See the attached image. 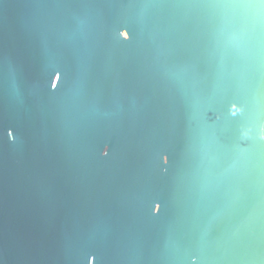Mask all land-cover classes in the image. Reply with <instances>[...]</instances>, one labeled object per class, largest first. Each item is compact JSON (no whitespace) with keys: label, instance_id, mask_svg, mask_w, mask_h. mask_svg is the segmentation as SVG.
<instances>
[{"label":"water","instance_id":"water-1","mask_svg":"<svg viewBox=\"0 0 264 264\" xmlns=\"http://www.w3.org/2000/svg\"><path fill=\"white\" fill-rule=\"evenodd\" d=\"M0 264H264V0H0Z\"/></svg>","mask_w":264,"mask_h":264},{"label":"clouds","instance_id":"clouds-1","mask_svg":"<svg viewBox=\"0 0 264 264\" xmlns=\"http://www.w3.org/2000/svg\"><path fill=\"white\" fill-rule=\"evenodd\" d=\"M122 34H124V33H122Z\"/></svg>","mask_w":264,"mask_h":264}]
</instances>
